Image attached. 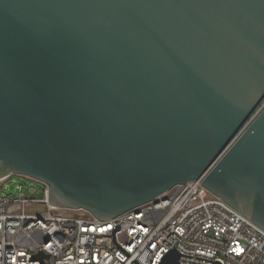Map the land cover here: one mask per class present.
Wrapping results in <instances>:
<instances>
[{
	"label": "water",
	"instance_id": "water-1",
	"mask_svg": "<svg viewBox=\"0 0 264 264\" xmlns=\"http://www.w3.org/2000/svg\"><path fill=\"white\" fill-rule=\"evenodd\" d=\"M13 175L99 220L200 180L264 229V0H0Z\"/></svg>",
	"mask_w": 264,
	"mask_h": 264
},
{
	"label": "built area",
	"instance_id": "built-area-1",
	"mask_svg": "<svg viewBox=\"0 0 264 264\" xmlns=\"http://www.w3.org/2000/svg\"><path fill=\"white\" fill-rule=\"evenodd\" d=\"M43 192L0 197V264H162L172 250L181 264H264V229L200 180L110 220Z\"/></svg>",
	"mask_w": 264,
	"mask_h": 264
},
{
	"label": "rangeland",
	"instance_id": "rangeland-1",
	"mask_svg": "<svg viewBox=\"0 0 264 264\" xmlns=\"http://www.w3.org/2000/svg\"><path fill=\"white\" fill-rule=\"evenodd\" d=\"M0 181V197L14 198L18 197L21 192L26 197L42 198L44 196L45 184L19 175H13L2 186Z\"/></svg>",
	"mask_w": 264,
	"mask_h": 264
},
{
	"label": "snow or ice",
	"instance_id": "snow-or-ice-1",
	"mask_svg": "<svg viewBox=\"0 0 264 264\" xmlns=\"http://www.w3.org/2000/svg\"><path fill=\"white\" fill-rule=\"evenodd\" d=\"M20 255H21V256H23V255H24V253H20Z\"/></svg>",
	"mask_w": 264,
	"mask_h": 264
}]
</instances>
